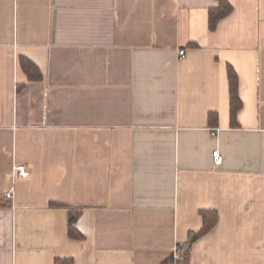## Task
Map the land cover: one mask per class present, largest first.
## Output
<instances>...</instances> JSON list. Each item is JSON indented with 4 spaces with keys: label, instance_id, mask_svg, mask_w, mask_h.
Returning <instances> with one entry per match:
<instances>
[{
    "label": "crops",
    "instance_id": "obj_1",
    "mask_svg": "<svg viewBox=\"0 0 264 264\" xmlns=\"http://www.w3.org/2000/svg\"><path fill=\"white\" fill-rule=\"evenodd\" d=\"M226 1L0 0V264H169L203 209L188 264H264V0Z\"/></svg>",
    "mask_w": 264,
    "mask_h": 264
},
{
    "label": "trees",
    "instance_id": "obj_2",
    "mask_svg": "<svg viewBox=\"0 0 264 264\" xmlns=\"http://www.w3.org/2000/svg\"><path fill=\"white\" fill-rule=\"evenodd\" d=\"M230 9L231 6L226 0H219V5L209 10V26L213 28L217 21L227 14ZM20 63L29 78L36 79L40 77V72L34 62L26 57H20ZM228 75L230 85V115L232 121H234L235 115L240 107V99L237 94V80L234 71L229 69ZM51 205L56 206L59 204L52 202ZM78 214V210L68 207L67 233L69 237L81 239L83 238V234L75 226V220ZM200 215L202 218V225L198 231L189 234L190 237L187 241L188 245H190L195 238L209 231L217 221V212L214 209H203L200 211ZM54 264H73V261L70 258L56 257L54 259Z\"/></svg>",
    "mask_w": 264,
    "mask_h": 264
},
{
    "label": "built area",
    "instance_id": "obj_3",
    "mask_svg": "<svg viewBox=\"0 0 264 264\" xmlns=\"http://www.w3.org/2000/svg\"><path fill=\"white\" fill-rule=\"evenodd\" d=\"M184 54H185V50L179 49L178 51L179 58L183 57ZM216 130L217 128L213 127L211 129V134H214ZM212 159H213L214 164L216 165H219L222 161V155L217 148L212 150ZM28 174H29V171L25 164L16 163L13 165L12 181L9 187L4 192L5 198L11 199L13 197L14 190H15L14 180L19 177H25ZM188 252H189V245L187 244V242L175 243L171 251V255L169 257L170 258L169 264H188Z\"/></svg>",
    "mask_w": 264,
    "mask_h": 264
}]
</instances>
